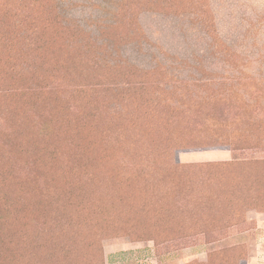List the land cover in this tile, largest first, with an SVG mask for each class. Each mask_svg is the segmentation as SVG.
Segmentation results:
<instances>
[{"label": "rangeland", "instance_id": "rangeland-1", "mask_svg": "<svg viewBox=\"0 0 264 264\" xmlns=\"http://www.w3.org/2000/svg\"><path fill=\"white\" fill-rule=\"evenodd\" d=\"M0 264H264V0H0Z\"/></svg>", "mask_w": 264, "mask_h": 264}]
</instances>
